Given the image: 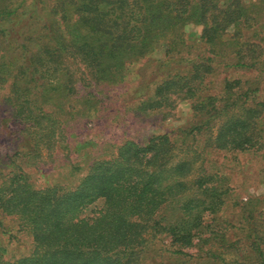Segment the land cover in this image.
Instances as JSON below:
<instances>
[{"label": "trees", "instance_id": "16d2710c", "mask_svg": "<svg viewBox=\"0 0 264 264\" xmlns=\"http://www.w3.org/2000/svg\"><path fill=\"white\" fill-rule=\"evenodd\" d=\"M24 1L0 0V85L12 79L4 102L11 107L13 119L24 123L35 150L45 145L65 148L67 143L66 134L57 128L61 122L57 100L51 103L49 97L62 86L58 75H67L69 83L77 79L65 55L81 63L88 81L115 84L124 81L127 66L163 49L165 57L157 62L168 67V73L156 85L152 78L137 86L139 105L154 110L166 106L173 96L187 99L195 124L181 130V145L188 136L196 141V133L215 122L206 139L208 148L264 155V85L243 89L239 80H220L218 86L224 84L215 92L208 82L219 70L216 57L231 58L219 63L226 68L254 71L258 64L264 65V38L243 37L255 23L264 25L259 15L264 0L249 4L243 0H77L73 6L69 0L74 17L68 23L67 41L57 40L50 34L51 24L42 23L51 42L42 51L31 50L25 31L14 27L33 11ZM64 11L70 19L72 11ZM35 22L40 21L30 24ZM187 24L201 26L196 45L185 33ZM64 90L70 93L73 87ZM191 148L176 145L168 133L154 135L143 144L128 139L107 157L94 159L70 188L35 185L23 159L0 162V214L14 216L31 236L26 254L13 257L0 247V264H139L146 250L144 232L157 225L183 246L195 238L204 240L198 237L206 226L200 202L215 199L221 204L227 190L219 178L208 187L207 174L184 180L193 173L199 155ZM190 185L200 194L190 191ZM219 206L208 209L209 214L220 211ZM163 208L182 213L169 228L161 227L154 216ZM242 219L245 236L256 252L252 264H264L259 247L264 238L252 216Z\"/></svg>", "mask_w": 264, "mask_h": 264}, {"label": "rangeland", "instance_id": "374dc122", "mask_svg": "<svg viewBox=\"0 0 264 264\" xmlns=\"http://www.w3.org/2000/svg\"><path fill=\"white\" fill-rule=\"evenodd\" d=\"M68 1L64 0V5L57 0L24 1L23 5L32 8L34 12L30 11L25 16L24 23H17L14 27L25 31L31 50L42 51L50 47L51 42L42 23L51 24L48 27L50 34L57 40L67 41L68 23L74 17V10L70 9ZM74 1L77 0H72L71 6ZM243 1L248 4L250 1L257 2ZM65 8L72 11L70 19L64 17ZM255 10L259 11L260 7H255ZM262 10L259 15L264 19V8ZM252 13L256 15L255 12ZM34 19L40 21L39 24H30ZM259 24L260 22L255 23L249 30H244V33L242 29L244 39H256V34L264 38V25L261 27ZM200 32L201 26H185V33L194 45L199 43ZM58 50L60 53H67L60 49L57 52ZM203 52L208 54L206 50ZM164 57L163 49L155 50L127 66L123 82L108 84L88 81L81 63L65 55L64 61L70 65L77 79L69 83L67 75L57 73L62 86H57V94L49 93L51 103L57 100V115L61 119L57 128L66 134L65 148L45 145L35 150L34 142L26 137L24 123L13 119L11 107L4 102L9 94V84L13 82L8 78V84L0 85V162L8 163L13 159L20 162L23 159V167L35 185L58 184L60 187L70 188L86 173L94 159L107 157L125 140L131 139L143 144L154 135L168 133L176 145L184 148L193 146L199 154L193 173L184 180L193 181L207 174L208 187L217 184L219 178L227 192L221 195V204L215 203L218 202L215 199H208L206 203L212 202L208 206L200 202L204 209V214H201L202 224L207 227L203 226L204 231H200L198 237H203L204 240L195 238L191 245L183 246L173 239L174 235L171 236L169 231L157 225L155 229L144 232L146 250L139 256V264H252L256 262V252L245 236L242 217L252 216L254 225L264 238V155L261 151L227 152L208 148L206 139L209 138L210 130L215 128V122H210L208 128L204 127L201 133H196V141H191L192 138L188 136V140L181 145L180 135H184L181 130L185 127L190 129L195 124L192 123L193 109L187 99L173 96L167 100L166 106L154 110L139 105L137 86L152 78H155L156 85L168 73V67H162L157 62ZM262 57L264 59V54ZM215 59L214 63H217L219 70L208 77V82L212 84L211 91L216 92L229 80L241 81L243 89H247L249 85L250 89H255L256 86L263 89L264 65L258 64L254 71H245L219 64L230 62V57ZM220 80L224 83L218 86L217 82ZM71 86L73 92L64 90ZM45 108H48L47 105ZM188 189L200 194L195 186L190 185ZM214 205H220V211L212 212L211 215L208 209ZM189 206L191 208L192 203ZM243 206H246L245 210L242 209ZM178 212L182 214L180 210ZM179 213L175 214L171 208H163L154 216L161 227L169 228L180 216ZM0 247H4L6 254L13 257L26 254L31 248L29 232L20 226L14 216L0 214ZM259 247L264 253V241Z\"/></svg>", "mask_w": 264, "mask_h": 264}]
</instances>
